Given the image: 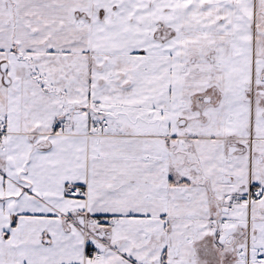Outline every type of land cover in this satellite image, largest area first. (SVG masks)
Wrapping results in <instances>:
<instances>
[{
    "label": "snow or ice",
    "instance_id": "obj_1",
    "mask_svg": "<svg viewBox=\"0 0 264 264\" xmlns=\"http://www.w3.org/2000/svg\"><path fill=\"white\" fill-rule=\"evenodd\" d=\"M0 264H264V0H0Z\"/></svg>",
    "mask_w": 264,
    "mask_h": 264
}]
</instances>
